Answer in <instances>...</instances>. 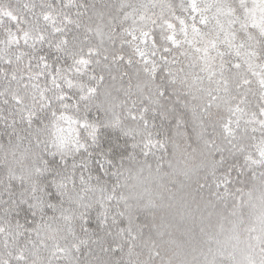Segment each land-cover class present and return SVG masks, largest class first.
<instances>
[{"label": "snow or ice", "instance_id": "6c2138e0", "mask_svg": "<svg viewBox=\"0 0 264 264\" xmlns=\"http://www.w3.org/2000/svg\"><path fill=\"white\" fill-rule=\"evenodd\" d=\"M0 264H264V0H0Z\"/></svg>", "mask_w": 264, "mask_h": 264}]
</instances>
